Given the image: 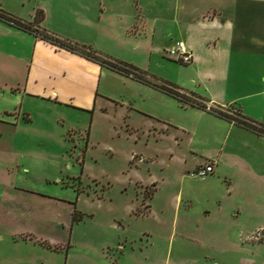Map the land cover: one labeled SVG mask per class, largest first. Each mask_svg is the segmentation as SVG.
<instances>
[{
    "label": "crops",
    "instance_id": "1",
    "mask_svg": "<svg viewBox=\"0 0 264 264\" xmlns=\"http://www.w3.org/2000/svg\"><path fill=\"white\" fill-rule=\"evenodd\" d=\"M0 8L221 106L182 101L0 17V222L30 219L32 207L22 198L30 194L65 205L71 220L78 191L62 183V151L78 143L76 130L84 132L83 147L99 131L127 145L129 167L166 164L179 178H203V193L172 194L175 208L182 200L202 204L198 228L186 236L192 249L184 264H264V135L222 114L231 109L264 125V0H0ZM37 9L42 16L35 21ZM179 39L192 50L187 63L164 54ZM35 147L60 151L40 154ZM133 153L146 159L132 161ZM207 160L211 172L187 174ZM129 182L135 192L157 188V181L135 176ZM259 229L257 239L249 238ZM121 252H107L108 264Z\"/></svg>",
    "mask_w": 264,
    "mask_h": 264
},
{
    "label": "rangeland",
    "instance_id": "2",
    "mask_svg": "<svg viewBox=\"0 0 264 264\" xmlns=\"http://www.w3.org/2000/svg\"><path fill=\"white\" fill-rule=\"evenodd\" d=\"M10 4L24 12L28 9L20 2ZM162 131L166 128L157 136L160 145ZM72 135L78 143L62 151L68 163L60 178L70 191H78L73 219L63 204L60 207L36 194L22 196L33 215L30 219L15 216L9 225L0 222V264H61L65 256V264H108L106 253L121 249L116 264H184V256L192 249L186 236L198 228L195 219L202 204L198 200L187 207L182 200L175 208L172 194L203 193V178H179L166 164L142 162L129 167L122 155L127 145L119 140L95 131L91 143L83 147L84 132L76 130ZM51 149L32 151L49 154ZM136 158L146 159L142 153H133L132 161ZM134 176L142 182L157 181L156 190L147 184L143 192H135L129 182ZM257 231L250 232L249 238L257 239ZM26 233L43 237L23 242ZM10 234L16 237L14 242L8 240Z\"/></svg>",
    "mask_w": 264,
    "mask_h": 264
},
{
    "label": "trees",
    "instance_id": "3",
    "mask_svg": "<svg viewBox=\"0 0 264 264\" xmlns=\"http://www.w3.org/2000/svg\"><path fill=\"white\" fill-rule=\"evenodd\" d=\"M41 16H42L41 10L37 9L35 12V16H34L35 21H38L41 18ZM0 17L9 21V22H12V23H14V24H16L22 28L31 30V31L35 32L36 34H39V36H41L43 38H46L50 41L57 42L58 44L65 46L71 50H76V51L80 52L81 54H83L89 58H92V59L100 62L101 64H103L107 67L122 71L130 77H137V78L144 79L145 81L150 82L153 85L174 94L175 96H177L182 101L194 102V103H197L199 105L201 104L200 102H198L194 99V97H198V96L191 94V93L185 94L184 92L179 91V88L176 85H173L171 83H167V82L161 81V80L158 81L154 78H151L150 76L146 75V73H144L142 70L138 69L137 67H135L134 65H132L130 63H127V62L119 60V59L112 58L108 55H103L99 52L94 51L91 48L84 47L82 45H78L74 42H70V41L65 40V39H60L57 36L52 35L50 33L40 32L39 30L34 29L30 25L33 22L24 21V20L14 16V15H12L11 13L5 11L2 8H0ZM222 114L244 124L245 126L252 128L256 132H259V133L264 135V125L263 124L257 123L255 121L250 120V119H246V118L242 117L241 115L240 116L242 118H234V117L227 115L225 113H222ZM71 218L73 219L72 216H71Z\"/></svg>",
    "mask_w": 264,
    "mask_h": 264
},
{
    "label": "built area",
    "instance_id": "4",
    "mask_svg": "<svg viewBox=\"0 0 264 264\" xmlns=\"http://www.w3.org/2000/svg\"><path fill=\"white\" fill-rule=\"evenodd\" d=\"M34 29L39 30L40 32H47L48 31L42 29L41 27H39V25L32 23L30 24ZM52 34V33H50ZM53 35V34H52ZM164 54L169 57L172 58L178 62L181 63H187L189 61H191V59L193 58V53L191 48L189 47L188 44H186L183 40L179 39V40H175L172 44H170L168 47H166L164 49ZM261 87L262 90H264V76L261 79ZM194 99L198 102L201 103V105L205 108V109H214V110H221V106L218 105H214L211 101L206 100V99H202L200 97H194ZM226 110V109H225ZM227 114L231 115L234 118H242L238 113H236L235 111L231 110V109H227L225 111ZM213 165H212V161H205L202 164L198 165L197 167H195L194 169H191L187 172V174L189 176H203L209 172L212 171ZM262 231V229H259L256 232V236Z\"/></svg>",
    "mask_w": 264,
    "mask_h": 264
}]
</instances>
